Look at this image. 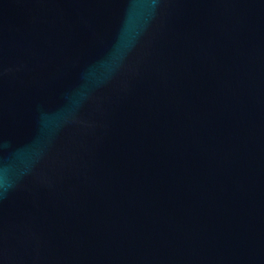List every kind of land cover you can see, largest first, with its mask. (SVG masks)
<instances>
[{"label": "water", "instance_id": "obj_1", "mask_svg": "<svg viewBox=\"0 0 264 264\" xmlns=\"http://www.w3.org/2000/svg\"><path fill=\"white\" fill-rule=\"evenodd\" d=\"M0 264H264V0H0Z\"/></svg>", "mask_w": 264, "mask_h": 264}]
</instances>
